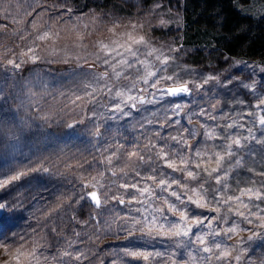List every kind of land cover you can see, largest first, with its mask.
<instances>
[{
	"label": "clouds",
	"instance_id": "clouds-1",
	"mask_svg": "<svg viewBox=\"0 0 264 264\" xmlns=\"http://www.w3.org/2000/svg\"><path fill=\"white\" fill-rule=\"evenodd\" d=\"M75 8L72 0H0V20L8 21L0 24V175H14L27 165L40 168L39 176H25L11 185L8 201H15L11 207L16 219L0 236V264H103L113 249L144 242L125 239V229L132 225L123 219L138 218L142 205L115 201L131 199L121 187L125 182L147 180L155 188L157 181L150 176L175 182L176 192L187 189L184 196L190 195L189 185L199 189L207 199L205 210L216 216L198 214L209 224L196 225L197 235L212 232L215 244L241 257L223 264H256L249 253L257 242L264 244V228L256 218L264 216V205L250 201L248 207H237L230 199L239 186L238 181L235 187L230 183L231 174L259 164L248 155L255 145L244 141L249 147L237 149L235 160L226 149L237 134L248 136L254 128L258 108L253 105L264 104V62L227 54L222 66L193 62L197 48H185L168 34L169 29L184 28V15L164 6V0H153L143 15L127 21L104 20L94 10L77 13ZM245 12L241 9L242 15ZM262 13L264 4L251 19L261 23ZM248 29L243 23L232 35H244ZM128 31L142 38L134 51L121 48L105 55L103 45L124 43ZM181 86L182 92H167ZM225 104L244 107L223 111ZM248 112L253 115L242 122L241 114ZM241 123L235 132L227 127ZM173 144L170 159L179 157L184 164L173 172L184 173L179 178L164 170V149ZM217 152L225 154L219 180L213 172ZM90 191L99 194L106 216L120 217L110 221V228L94 221L99 209L88 198ZM44 192L52 199H45ZM164 200L161 193L152 204L163 207ZM180 203L183 211L192 212L183 200ZM230 219L238 228L231 235ZM132 231L139 235L138 229ZM110 243L117 246L98 251ZM149 243L157 249L166 244L171 251L177 241L160 238ZM215 244L207 255L211 264H221Z\"/></svg>",
	"mask_w": 264,
	"mask_h": 264
},
{
	"label": "snow or ice",
	"instance_id": "snow-or-ice-1",
	"mask_svg": "<svg viewBox=\"0 0 264 264\" xmlns=\"http://www.w3.org/2000/svg\"><path fill=\"white\" fill-rule=\"evenodd\" d=\"M124 35L126 37L124 43L112 41L111 45H103L105 55L110 56L114 51L120 52L121 48H123L124 51H134L133 46L142 42V38L135 36L133 31H128ZM122 54L123 53H121V55ZM184 90L185 88L181 86L168 88L167 92L179 93ZM253 108H258V111L254 114V128L249 129L248 136L237 134L234 141L229 144L226 149L227 155L235 160L236 154H238L237 149L248 148L249 145H246L244 141H250L251 145H255V147L251 149L248 155L258 158L259 161L258 167L254 164L252 167H247L246 169L255 178L244 181V186H240L241 182L238 181L239 186L236 189L237 194H230V199L237 207H248L250 201H259L261 205H264V104L253 105ZM252 115V112L242 113L241 117L243 120L245 116L248 117ZM243 126V123L239 125H227V127L232 129ZM257 132H259V135L256 134ZM207 135L213 136V132L209 131ZM172 147H176V145L173 144L165 147V156L163 157L165 160V168L169 169L171 173L175 172L177 168L184 166L183 161L179 157H177L176 160L170 159V156L173 155L171 153ZM213 159L217 163V167L213 169V172L217 175L219 180L221 178L219 176L220 168L225 160L224 152H217ZM0 167H2V165H0ZM39 171L40 168H33L32 165H27L24 168L15 170L14 175L6 172L0 175V190H6L11 187V185L23 181L25 176H32ZM180 175L183 176L184 173ZM189 175H191V171H189ZM149 179H155L157 181L155 188L148 183L147 180L132 184L125 182L121 187L125 190L127 197H131V199H117L115 201V203L121 206L125 203L129 205H142V208L137 210L138 218L125 216L123 219H130L132 229H138L139 232L137 236L132 229H125V231L129 232V235L126 236L125 239H136L144 242L123 244L113 249L108 254L109 259L104 261L103 264H211V260L207 254L212 252V245L215 244V241L212 240V236L215 234L209 232L207 237L203 234L197 235L199 229L196 227V225L203 227L209 224V221L207 219L201 221L197 218L198 214L193 212L189 214L183 211L184 204L180 203V201L183 200L187 205L194 206L196 209H205L207 206V199L199 189L192 185L187 186L188 189H191L190 195L184 196L183 193L187 189L182 188L181 192H176L175 189L177 184L175 182H170L163 177L150 176ZM137 180H139V177ZM198 182L199 181H197V183ZM179 183L183 184L184 182L180 180ZM205 187H207V185H205ZM221 187H223V185H221ZM161 193L164 194L165 200L163 202V207H157L156 204H152V200L155 199V197L161 196ZM87 195L99 209L93 219L95 222H98L101 227L110 228V221L114 222L120 219V217L112 213H109L107 216L105 215L107 209L97 192L90 191ZM169 195L174 199L168 200L167 197ZM178 197L179 199H177ZM14 203L15 201H8L4 197H0V236L4 235L6 230H11L10 226L16 217V211L11 207ZM173 212H179L180 215H171ZM260 212L264 213V207L260 208ZM212 213V216L215 217L216 212L213 211ZM239 215L244 218L243 212H240ZM169 216L173 217V219H169ZM256 218L260 221L259 226L264 228V216H257ZM188 220H191V223H188ZM247 222L250 223V221ZM227 224L229 225V235L238 230L237 226L232 224L231 219L227 221ZM217 227H219V225H217ZM219 235H223V233ZM160 238L175 240L177 243L171 251L168 249L159 250L152 243H149V241ZM194 242L198 243H195V246H193ZM215 247L216 253L214 255L221 261V264H223L225 260H241L240 256H233L225 247L219 244H215ZM198 253H203V255H198ZM249 256H251L250 253ZM76 259L79 260L80 256L78 255ZM244 259H247V257ZM249 264H252V262L249 261ZM256 264H264V256L259 257L256 260Z\"/></svg>",
	"mask_w": 264,
	"mask_h": 264
},
{
	"label": "rangeland",
	"instance_id": "rangeland-1",
	"mask_svg": "<svg viewBox=\"0 0 264 264\" xmlns=\"http://www.w3.org/2000/svg\"><path fill=\"white\" fill-rule=\"evenodd\" d=\"M73 4L76 6L75 11L77 13L81 12H88L89 10H94L97 13L101 14V17L104 20H108L109 18H120L124 21L134 19L136 16L143 15V12L146 8H148L151 3H153V0H139V3L136 2V0H72ZM194 3V0H164V6L167 8H170L173 10V12H182L185 19V25L182 30L177 29L175 32L172 31V29H169L168 34L171 35L174 39L177 40V42L182 43L185 48L189 47H196L197 53L195 56H192L191 59L193 62L200 63L204 61H214L218 65L222 66L223 63V56L227 53H224L223 50L218 49L216 46L217 39L219 38L221 32V27L216 26L215 28L211 29L209 32L204 31L203 34L197 33L193 28L192 25L187 24V13L186 10H190L189 7L192 6ZM261 4H264L263 0H249L247 2H244L242 0H234L235 7L241 12V9H245L246 15H251L254 10ZM39 11V9L37 10ZM261 15H264L262 13ZM31 19V18H30ZM264 22V21H262ZM7 20H0V24H7ZM155 35H162L159 32H155ZM183 36V40H180V36ZM205 52H207V55H205ZM229 55V54H227ZM231 57H238L236 55H229ZM243 56L245 59H247L249 62L251 60H259L261 62H264V56ZM207 67V65H205ZM247 100V97H243ZM244 106H237L233 105L230 106L228 104H225L223 106V111H235L237 108H243ZM220 113L218 112L217 115ZM201 121L203 122L204 118L199 117ZM250 118L245 116V120L242 122H246ZM182 123H185L186 121H182ZM209 124L215 123L214 121H208ZM222 131V129H220ZM233 132L237 131V129H232ZM241 132H244V129L240 130ZM259 135V132L256 133ZM200 137H198V140ZM219 143V141H217ZM258 167V166H257ZM166 172L171 173L169 169H164ZM173 176L176 178H179V173H172ZM33 176H39V174H33ZM232 178L230 179V183L233 185V187L236 186L237 181H240V186H244L243 182L248 179H254L255 177L249 173L247 170H239V174L237 175L235 172L231 174ZM12 189L9 187L6 190H0V197H4L6 200H9L12 195ZM42 196L45 197V199H52V195L44 192L41 193ZM171 199H174L171 197ZM257 203H259L257 201ZM189 207L192 209L193 213L200 214V215H213V213H209L205 209H196L194 206L189 205ZM81 217L83 218V214H81ZM170 219H173V217H169ZM16 219V217H15ZM15 219L12 223L15 222ZM116 243H110L107 245H102L98 251H106L108 248H114L116 247ZM159 250H165L167 248V245H158L157 246ZM264 254V244H261L260 242H257L256 245L253 247L252 251L250 252V255L254 259H258ZM109 258L106 257L105 261H107Z\"/></svg>",
	"mask_w": 264,
	"mask_h": 264
},
{
	"label": "trees",
	"instance_id": "trees-1",
	"mask_svg": "<svg viewBox=\"0 0 264 264\" xmlns=\"http://www.w3.org/2000/svg\"><path fill=\"white\" fill-rule=\"evenodd\" d=\"M189 8L190 10H186L187 24L192 25L197 33L203 34L216 26L221 27L216 46L224 53L236 56H264V20L256 24L251 15H242L235 7L234 0H194ZM243 23L249 25L248 32L233 36L236 28ZM245 41H248L247 47L242 50L241 45Z\"/></svg>",
	"mask_w": 264,
	"mask_h": 264
}]
</instances>
